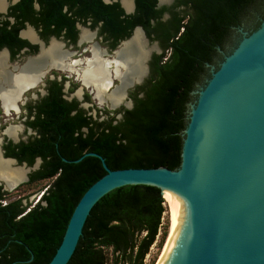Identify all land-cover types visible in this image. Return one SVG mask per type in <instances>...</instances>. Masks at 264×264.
Here are the masks:
<instances>
[{
    "label": "trees",
    "instance_id": "1",
    "mask_svg": "<svg viewBox=\"0 0 264 264\" xmlns=\"http://www.w3.org/2000/svg\"><path fill=\"white\" fill-rule=\"evenodd\" d=\"M44 1L47 8L41 11L51 14L50 23L56 20L54 13L63 15L68 28L75 14L83 23L91 18L92 26L101 20L102 30L115 40L113 45L118 37L130 33V29L119 36L115 33L124 21L116 2ZM76 3L80 5L72 11L70 7ZM155 3L135 0V13L128 15L134 17L129 28L140 24L148 36L159 32L156 37L162 52L152 56L143 96L133 97V107L125 109L120 120L115 118L120 110L98 109L105 115L100 118L78 108L76 102L66 101L61 97V85L54 81L48 95L35 106L33 118L26 120L36 134L25 142L3 144L5 156L19 163L31 165L41 157V165L29 174L28 183L51 182L32 206L24 204L22 198L6 200L9 192L0 185V264L49 262L79 198L105 174L100 158L83 156L85 153L101 155L110 169H178L189 107L197 96L193 92L210 77L208 74L201 81L206 64L215 62L218 47L223 48L230 26L240 20V15L250 9H264V0H185L182 13L172 12L166 22H161L158 18L167 9L156 8ZM63 4L69 8L61 13ZM65 37L73 41L76 36L69 30ZM11 38H15L14 29L0 23V48ZM19 47L9 45L11 57ZM81 156V160L73 161ZM166 203L160 188L152 185L129 184L110 190L90 209L67 264H146L144 258L151 245L156 242L159 247L165 239Z\"/></svg>",
    "mask_w": 264,
    "mask_h": 264
},
{
    "label": "water",
    "instance_id": "2",
    "mask_svg": "<svg viewBox=\"0 0 264 264\" xmlns=\"http://www.w3.org/2000/svg\"><path fill=\"white\" fill-rule=\"evenodd\" d=\"M37 40L41 48L44 42ZM0 50L9 60L8 50ZM38 53L15 62L20 67ZM193 93L197 96L189 107L178 169H110L101 155H83L100 158L105 174L79 198L47 264H67L92 206L110 190L129 184L156 186L167 196L169 225L155 264H264V20L249 34L242 33ZM0 150L12 166L27 169L25 179L13 187L0 178L3 190L27 181L41 161L37 157L29 166Z\"/></svg>",
    "mask_w": 264,
    "mask_h": 264
},
{
    "label": "flooded vegetation",
    "instance_id": "3",
    "mask_svg": "<svg viewBox=\"0 0 264 264\" xmlns=\"http://www.w3.org/2000/svg\"><path fill=\"white\" fill-rule=\"evenodd\" d=\"M102 1L108 4L116 2L118 3L119 8L122 9V14L120 15V17L124 19L123 27L115 31L117 36H119V34H122L125 31L130 29L129 35L123 38L118 37L115 45H113L115 40L110 35V33L108 31L102 30L103 21L101 20L97 21L96 24L92 26L91 18L90 19L87 18V20L83 23L80 21L81 17L75 14L76 18L74 17L75 20L69 23V25L71 24L72 26L68 28L63 15L61 16L58 15L57 17L56 13H54L52 17L56 20L50 23L51 14H49L48 11L47 12H45L44 10L41 11V9L47 8V2L44 0H5L6 6L4 9L0 10V23L6 24V26H9L11 29L13 28L14 33H15V38L13 39L11 38L8 41H6V43L2 44V47L0 49L6 48L8 50L9 57H10L8 60L10 67H8V69L11 71V68L16 69L15 66L19 67L18 63H16L15 61H17L18 59H19L18 61H21L20 58H22L23 56L29 55V54L35 55L36 53L40 51L36 56L29 57L25 61V63L22 65L24 66L28 62L33 61L37 59L38 57H40L41 54L43 53V49L47 50L51 42L56 41L62 44L61 49L63 51L67 50V52H69V54L71 55L67 57V62L74 64L73 67L78 68V67L85 66L86 59L92 56V51L90 48L92 44H96L98 47L100 46V48L104 49L105 50L104 56L106 58H109L112 61L115 58L114 57L115 52L119 50L122 45H124L126 42H128L132 38L134 32L137 29H139L137 27H141L142 31L140 29L139 30L142 32L148 45L154 46V44H156V47L155 46L153 47L149 60H147L148 72L144 76H142L143 80L141 81V83L138 84L137 81L139 80H136L134 85L128 87V89L125 90L126 101L123 102L120 106L115 107L116 110H120L118 113H121V118H122L124 110L130 109L133 107V104H134L133 97L143 96V92L145 89V82L149 78V75H150V67H149L150 62L154 54H159L162 52V48L160 46L161 42H160V39L159 38L157 39L156 37L158 36L159 32H155V34L152 33L150 36H148L146 31L140 24L132 25V27L129 28L131 22L134 21V17L129 18L128 15L135 13V0H131L132 1L131 9H127V7L123 3V0H102ZM184 1L185 0H168V1H163L162 3H159V0H156V3H155L156 8L162 9L163 7H165L167 9L165 11H162L160 17L158 18L159 21L166 22L171 17L172 12L179 13V14L182 13L185 7L183 5ZM79 5L80 4L76 3L74 6L70 8L72 11H74L78 9ZM68 8H69L68 4L61 5L60 12L61 13L65 12L67 11ZM189 10H191V8H189ZM68 15H71V13H68ZM249 17H250V20H249ZM263 19H264V9L260 12L256 11L255 9H250L247 13H245L244 16L240 15V20L236 22L235 24H233L232 26H230L229 35L224 41L223 48L220 49V47H218L219 55L215 58V62H213L211 65L206 64L207 72L204 74L201 81H204L209 76L208 74H210V70L212 66L218 64L223 59V56L225 55V53H227L234 45H236L237 41L242 36V33L250 32L254 30L257 27V24L261 22ZM247 20L249 22H247ZM84 29L89 30L90 32H94L95 34L93 38L94 40L92 39V41H81V34ZM27 30L33 31L34 37H35L34 40L30 38L27 34H25ZM69 30L72 33L73 32L75 33L76 37L73 41L71 38L65 37L67 31ZM37 36L39 39H41L44 42L43 46L41 45V48H40V43L37 40L38 39ZM18 38L25 40L27 43L17 42L16 39ZM102 41L106 44V46L101 45L100 42ZM10 44L11 46H13V49H17V46L20 45L17 53L14 54V57H11V54L9 51ZM79 47H82V49H78ZM160 48H161V52H158L157 49H160ZM0 51H3V50H0ZM85 52H87V55L82 56V53H85ZM79 60L80 62L74 63L75 61H79ZM50 61L49 59L47 60L48 64H45V66L49 64L50 66H48L47 68H45V70H43V74L40 75V78L37 84L30 87L28 90L20 93L19 97L15 101L17 110L15 107H13L11 108L8 114L5 110L3 101L0 97V112L4 113L5 115H11V114L19 115L20 118H23L22 124L9 123L8 125H4L3 129L6 127L4 130H6L10 125H14V126L21 125V130L19 132V136L17 139L11 137L9 134L4 135L6 137L8 136L7 139H5L4 141H2V138L0 137V145L2 149H3V144L6 143L7 141L12 142L13 144H18L21 141L23 142L27 141L29 138L33 137L36 134V132L31 127L26 125V120L28 118L29 119L33 118V114L35 113V106L44 97L48 95L49 87L52 85V82L54 81L57 82L59 85H61V89H60L61 97L68 102H72V101L76 102L78 108H84L85 105H87V103H84V102H88L89 99L91 100L90 96L85 92V90L89 91L92 95V98L95 99V101L98 104H100L99 100L95 96L94 88L89 87L86 84H84L83 81L78 78V75L76 72H74L73 70L71 72L69 69H63L62 67L52 64ZM19 68H21V66ZM19 68H17L13 72H18ZM69 77H73L74 81L79 82L80 86H77V84H75L74 82L71 84ZM112 80L113 82L110 88L108 89V92H112L120 83L118 78L115 79V76L113 77ZM141 86H143V88ZM65 89L69 90V94H66ZM27 92L31 95V98H33L34 100L26 101ZM128 100H131L132 102V105L130 107H129ZM103 105H106L108 108H114V107L109 106L108 103H103ZM29 109L31 110L30 113H29ZM121 118L116 119V120H120ZM27 131L28 132L32 131V134H30L26 139H23V138L20 139L19 138L20 135L23 132H27ZM13 139L17 141H13ZM3 152H4V149H3ZM36 158L34 159V161L36 160ZM39 158L41 159V157ZM41 162H42V159L38 167L32 170L30 173L39 169ZM33 163L29 166H32Z\"/></svg>",
    "mask_w": 264,
    "mask_h": 264
},
{
    "label": "bare ground",
    "instance_id": "4",
    "mask_svg": "<svg viewBox=\"0 0 264 264\" xmlns=\"http://www.w3.org/2000/svg\"><path fill=\"white\" fill-rule=\"evenodd\" d=\"M123 3L127 9L132 8L131 0H123ZM5 6V0H0V10L4 9ZM25 34L33 40L35 39L33 31L27 30ZM94 36V32L84 29L81 34V41H92ZM61 46V43L52 41L47 50L43 49L40 57L21 66V68L15 66L16 69L19 68L18 72H12L8 69L10 67L8 54L4 50L0 51V97L8 114L13 107L17 110L15 101L20 93L37 84L43 70L50 66V64L45 66L48 64V59L54 65L76 72L84 84L94 88L95 96L100 104L108 103L111 107H118L126 101L125 90L134 85L136 80H139L137 83L141 82L142 76L147 73V60H149L154 47L148 45L142 32L137 29L132 38L115 52V58L112 61L104 56V49L92 44L90 46L92 56L86 59V65L75 68L73 67L74 64L67 62V57L70 54L67 50L63 51ZM77 62L80 60L74 63ZM114 76L115 79L118 78L120 83L112 92H108ZM20 130L21 125H10L2 134H9L17 139ZM11 162V160L2 158L0 150V178L6 183L7 188L15 186L21 179L24 180V175L27 172V169L22 166H12ZM164 197L167 199L165 192Z\"/></svg>",
    "mask_w": 264,
    "mask_h": 264
},
{
    "label": "rangeland",
    "instance_id": "5",
    "mask_svg": "<svg viewBox=\"0 0 264 264\" xmlns=\"http://www.w3.org/2000/svg\"><path fill=\"white\" fill-rule=\"evenodd\" d=\"M249 20H250V17H249ZM247 22H249V21L247 20ZM252 31H250V32H252ZM250 32H247V33L249 34ZM241 39H242V36L237 41L236 45H234L227 53H225V55H228L229 53H231V51L237 46V44L239 43V41ZM100 43H101V45L106 46V44L103 41L100 42ZM82 47H79L78 49H82ZM157 50H158V52H161V48L157 49ZM85 55H87V52L82 53V56H85ZM224 56H223V58H224ZM213 67L217 68L216 65H214ZM69 79H70V83L71 84L74 82L75 84H77V86H80L79 82L74 81L73 77H69ZM202 85L203 84H201L198 87L199 90H200V87ZM65 91H66V94H69V90L68 89L67 90L65 89ZM85 92L90 96L91 100L89 99L88 102H84V103H87V105H85L84 109L87 110L89 113H91L93 116H97L98 115L100 118L105 117V115L102 114V112H98L97 110L98 109L103 110V108H105V109H109V108L106 105L98 104L95 101V99L92 98V95H91V93L89 91L85 90ZM26 96H27V100L26 101L34 100L33 98H31V95L28 92L26 93ZM22 121H23V118H20L19 115H14V114L5 115L4 113L0 112V137L1 138L3 137V141L5 139H7V137L2 134L4 125H8L9 123H11V124H19V123L22 124ZM30 134H32V131L23 132L20 135L19 138L20 139L21 138L26 139ZM50 182H51V180H48V179L47 180H41V181L33 182V183H28L27 181L22 182L17 187H15V188H13L11 190H7L9 192V194H8L6 200H13V199H17V198H22L23 203L26 202L24 204L28 203V204H30L32 206L34 203L37 202L40 194L42 193L43 190L46 189L47 185ZM164 199H166V198H164ZM166 202H167V199H166ZM166 206H167V211L164 213L163 223L167 222V229H168L170 211H169L167 203H166ZM162 245L158 247L156 242L151 245V247L149 249V252L146 254V256L144 258V262L146 264H155L158 256L160 255Z\"/></svg>",
    "mask_w": 264,
    "mask_h": 264
}]
</instances>
